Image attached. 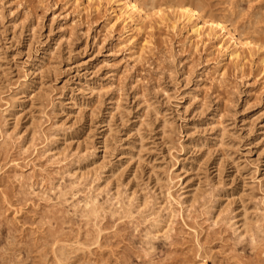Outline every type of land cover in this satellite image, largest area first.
<instances>
[{
  "label": "rangeland",
  "instance_id": "rangeland-1",
  "mask_svg": "<svg viewBox=\"0 0 264 264\" xmlns=\"http://www.w3.org/2000/svg\"><path fill=\"white\" fill-rule=\"evenodd\" d=\"M130 1L0 0V264H264V0Z\"/></svg>",
  "mask_w": 264,
  "mask_h": 264
},
{
  "label": "bare ground",
  "instance_id": "bare-ground-1",
  "mask_svg": "<svg viewBox=\"0 0 264 264\" xmlns=\"http://www.w3.org/2000/svg\"><path fill=\"white\" fill-rule=\"evenodd\" d=\"M129 4H128V6H129V8L131 7V9L132 10H136V11H138V7H137V5L135 4V3H132L130 0H126ZM188 8V7H187ZM184 9H186V8H184ZM194 11H192V10H186V12H185V15H186V17L188 18V20H192L193 18H195V15H194ZM183 17H184V15H183ZM196 31V30H195ZM146 247V246H145ZM148 248V247H147ZM138 249V248H137ZM141 250V249H140ZM143 252L145 251V255L147 256L148 255V253H147V250L145 249V250H142ZM148 252H151L150 250L148 251ZM126 262V261H125ZM122 263H124V262H122ZM146 263V262H145ZM125 264H127V263H125ZM141 264H144V263H141ZM150 264V263H149Z\"/></svg>",
  "mask_w": 264,
  "mask_h": 264
}]
</instances>
